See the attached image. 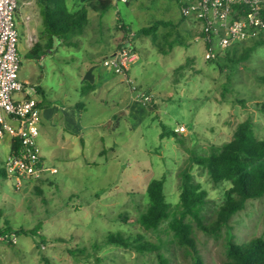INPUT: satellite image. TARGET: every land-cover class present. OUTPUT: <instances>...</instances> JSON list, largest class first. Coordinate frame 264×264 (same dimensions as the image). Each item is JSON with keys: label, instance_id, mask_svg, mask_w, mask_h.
Returning <instances> with one entry per match:
<instances>
[{"label": "rangeland", "instance_id": "rangeland-1", "mask_svg": "<svg viewBox=\"0 0 264 264\" xmlns=\"http://www.w3.org/2000/svg\"><path fill=\"white\" fill-rule=\"evenodd\" d=\"M67 1L74 9L83 4V0ZM182 18L178 0H115L104 15L90 12L86 32L75 38L77 45H60L55 52H46L45 58L36 59L27 54L41 38V6L38 0L21 4L16 15L23 58L20 78L27 84L38 83L45 103L73 102L76 94L71 96L68 91L72 81L66 71L76 68L78 58L89 57L104 68L101 60L107 53L108 38L117 45L124 38V26L136 32L133 46L140 58L132 72L137 75V89L152 94L158 102L134 98L136 92L126 82L129 98L125 103L136 105V115L128 118L131 128L125 116L118 113L113 117L117 109L111 101L103 105L94 98L82 99L87 112L80 122L84 127L92 125V132L84 134L89 145L85 156L79 154L67 167L65 159L60 162L45 151L52 145L41 135L38 143L44 160L48 166L56 165L59 173L28 182L23 188H17L5 171L11 135L0 137V235L18 236L15 244L0 238V264H160L156 250L107 244L109 231L122 232L132 240L143 234L144 240L163 241L161 252L167 264H194L188 248L177 240L168 241L167 223L154 232L136 218L148 206V185L154 178H166L167 198L173 208L178 207L184 168L208 192L204 209L208 218L225 201L231 182L216 184L206 167L192 161L190 151L210 153L231 140L237 124L247 118L254 120L258 137L264 138V81L260 79L264 44L240 63L223 55L209 60L204 43L197 40L198 23ZM156 22L162 23L155 35L140 32ZM92 38L104 43L93 44ZM254 43L244 42L231 56L241 55ZM108 74L118 81L124 78V73L110 70ZM139 107L146 112L137 113ZM111 120L114 131L109 130ZM182 125L185 130L178 133L182 141L161 136L164 128L174 130ZM55 135H50L52 141ZM100 151L105 152L101 155ZM66 152L74 153L75 148L60 156ZM230 222L238 242L264 237V195L249 199ZM22 228L28 232H21ZM226 236L225 228L219 235H211L194 224L193 237L204 264H220L226 259Z\"/></svg>", "mask_w": 264, "mask_h": 264}, {"label": "trees", "instance_id": "trees-1", "mask_svg": "<svg viewBox=\"0 0 264 264\" xmlns=\"http://www.w3.org/2000/svg\"><path fill=\"white\" fill-rule=\"evenodd\" d=\"M38 2L43 18L41 38L27 54L28 57L36 59H40L48 51H55L60 45H77L75 38L86 32L90 22V12L96 11L104 15L115 4V0H83L81 7L74 9L67 0H38ZM161 23L156 22L151 26L142 27L140 32L155 35ZM123 29L124 38L117 43V50L128 45L129 41L134 45L133 38L136 32L135 36L129 37L131 30L129 31L126 26ZM101 31L103 30L100 29L99 32ZM263 36L252 39L255 40L254 45L246 48V52L241 55L231 56V52L237 50L244 42L231 46L219 55L226 56L236 63L246 61L258 45L264 44ZM260 79L264 81V74ZM155 102H158L157 98ZM179 131L177 128L174 130L164 128L161 136H175L182 141ZM19 148V138L15 137L12 141L11 154L18 153ZM190 152L192 161L206 167L216 184L231 182V187L226 190L225 201L216 209L213 216L208 218L204 213L208 192L203 188L202 183L195 179L194 174L184 168L178 207L173 208L167 198L166 178H154L148 185V206L137 216L136 221L146 230L154 232L160 231L162 225L167 223V230L171 236L168 241L177 240L188 248L194 264H204L193 237L194 224L211 235H219L224 228L226 229V259L220 264H264V237L254 236L246 242H238L235 240L230 222L234 214L246 207L249 199L264 195V138L258 137L254 120L247 118L240 121L232 139L215 147L210 153L197 154L192 150ZM20 231L28 232L23 228ZM144 238L145 236L140 234L138 238L132 240L122 232L109 231L106 243L126 247L132 245L140 251L156 250L160 264H167L168 259L161 252L162 239L161 243H156Z\"/></svg>", "mask_w": 264, "mask_h": 264}, {"label": "built area", "instance_id": "built-area-1", "mask_svg": "<svg viewBox=\"0 0 264 264\" xmlns=\"http://www.w3.org/2000/svg\"><path fill=\"white\" fill-rule=\"evenodd\" d=\"M36 0H0V137L6 134L18 137L19 152L9 155L5 164L7 175L17 188L38 179L47 171H57L45 165L38 139L42 109L37 97L26 96L28 88L20 78L22 55L20 32L16 15L21 4ZM119 1V0H118ZM127 1V0H120ZM183 16L194 19L200 28L198 41L204 43L205 57L215 59L233 45L264 35V0H178ZM135 36V31L129 37ZM140 58L131 41L128 45L106 57L104 65L117 73H125ZM130 82L137 89L136 82ZM139 90V89H137ZM138 98L145 103L155 100L152 94L140 90ZM185 130L182 125L177 128ZM0 238L17 243V234Z\"/></svg>", "mask_w": 264, "mask_h": 264}, {"label": "crops", "instance_id": "crops-1", "mask_svg": "<svg viewBox=\"0 0 264 264\" xmlns=\"http://www.w3.org/2000/svg\"><path fill=\"white\" fill-rule=\"evenodd\" d=\"M94 40L95 39H93V42L91 43L100 45L104 43L102 42L103 40H101V43H98ZM106 51V56H110L117 51L116 44L111 42L109 38L108 46H106ZM45 56L46 53H44L41 58H45ZM103 61L104 60H101L102 63ZM76 63L77 64H75V69L70 71V73L66 71V73L68 74V79L72 81L68 84V91L71 96L76 94L75 100L73 102L69 104H60L56 101L51 103H45V99L41 97L44 91L38 83L30 82V84H28V88L23 93L26 96L37 97L40 101V106L42 109V119L40 124L39 138L42 135L44 139L46 138L47 143L49 145H52L51 148H48V150L45 149V151L48 152L51 156L57 157L60 162H62L61 158L65 159L63 162L68 164L67 167L69 166V164L71 165L75 161V158H77L79 154L85 156L86 147L89 146H86L87 140L85 139V136L92 132V125H89L88 123L84 127L80 122L81 115L87 112L86 109H84L86 105L84 102H82V99H87L91 101L90 99L94 98L95 101H98L103 105H106L111 101L117 109L113 117L115 118L118 113H120L122 116H125L128 120V118H131L130 115H136V113H134V108L136 105L132 107V104L130 102L125 103L129 96L124 89V85L127 82L130 85L131 90L133 92H136H134V98H138V92L140 91L134 88L130 82V78L134 79L135 82H138L136 78L137 75L132 72L134 64L129 70L124 73V78L121 77V79L118 81L108 74L110 70L117 73L113 67L106 66L103 63L104 68H102L101 63L99 61L93 60V58L91 57H89V60H83L82 58H78V61ZM65 95L68 96L67 94ZM76 108H78V111L76 110ZM145 112L146 109L140 110V107L137 110V113L143 114ZM57 119H59L60 124L57 123ZM128 123L132 128L130 120H128ZM118 125L119 123L116 125V128ZM114 126V122L113 120H111L109 124V130L114 131ZM44 132H47V134ZM54 132H56V135L54 136L55 139L52 141L50 135H53ZM10 140L13 141L12 136L10 137ZM78 140H80L81 144ZM12 141L10 144V150L12 146ZM114 146L115 144H112L110 145V148L113 150ZM71 148H75L74 153L66 152V155L60 156L61 152H64V150L71 152ZM59 151H61L60 154L56 155ZM104 152L105 151H100L99 153L102 155L104 154ZM44 161L47 167L55 168L57 169V171L53 172L51 170H47L42 174V176H40L36 180H39L43 177L51 179V175L59 173V168L56 165L48 166L46 163V159ZM36 180L34 181L36 182ZM35 182H33V184Z\"/></svg>", "mask_w": 264, "mask_h": 264}]
</instances>
